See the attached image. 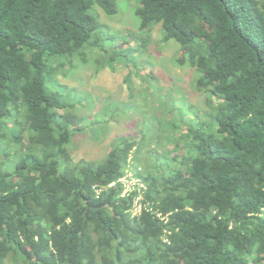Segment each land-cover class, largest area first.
Here are the masks:
<instances>
[{
    "label": "trees",
    "instance_id": "trees-1",
    "mask_svg": "<svg viewBox=\"0 0 264 264\" xmlns=\"http://www.w3.org/2000/svg\"><path fill=\"white\" fill-rule=\"evenodd\" d=\"M94 4L118 9L0 0V264H264V0H139L141 45L161 24L210 110L181 119L163 159L119 136L103 160L75 161L84 117L58 74L99 43ZM129 167L149 202L137 216Z\"/></svg>",
    "mask_w": 264,
    "mask_h": 264
},
{
    "label": "rangeland",
    "instance_id": "rangeland-1",
    "mask_svg": "<svg viewBox=\"0 0 264 264\" xmlns=\"http://www.w3.org/2000/svg\"><path fill=\"white\" fill-rule=\"evenodd\" d=\"M138 4L117 0L113 14L94 4L90 13L98 22L99 43L63 58V70L69 71L58 77L64 92L79 101L84 117L85 130L68 145L75 161L103 160L119 136L136 138L143 158L151 159L153 152L163 159L172 150L178 153L170 139L185 128L181 119L210 110L208 95L195 86L198 71L177 63L181 45L175 39L162 41L161 24L152 27L149 40L141 45L147 32L139 29L134 11Z\"/></svg>",
    "mask_w": 264,
    "mask_h": 264
},
{
    "label": "built area",
    "instance_id": "built-area-1",
    "mask_svg": "<svg viewBox=\"0 0 264 264\" xmlns=\"http://www.w3.org/2000/svg\"><path fill=\"white\" fill-rule=\"evenodd\" d=\"M141 167H137V170H140ZM119 182L123 185V192L122 195H128L132 190H137L138 194L134 197L133 204L131 206V213L132 216H137L139 213H141L143 208L149 207V202L144 201V191H145V185L141 181L140 177L135 176V171L133 168L129 167L126 170V173L119 179ZM116 182L110 183L109 186L115 185ZM102 190L101 187L95 186V191L97 193H100ZM158 217L161 219L166 220L165 216H162V213L158 210L154 211Z\"/></svg>",
    "mask_w": 264,
    "mask_h": 264
}]
</instances>
